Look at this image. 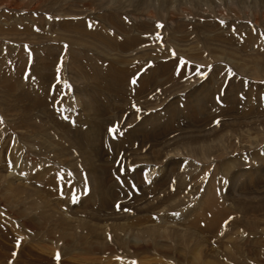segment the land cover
<instances>
[{
	"label": "rangeland",
	"instance_id": "obj_1",
	"mask_svg": "<svg viewBox=\"0 0 264 264\" xmlns=\"http://www.w3.org/2000/svg\"><path fill=\"white\" fill-rule=\"evenodd\" d=\"M0 119V264H264V0H0Z\"/></svg>",
	"mask_w": 264,
	"mask_h": 264
},
{
	"label": "snow or ice",
	"instance_id": "obj_2",
	"mask_svg": "<svg viewBox=\"0 0 264 264\" xmlns=\"http://www.w3.org/2000/svg\"><path fill=\"white\" fill-rule=\"evenodd\" d=\"M157 27H162V25H159V24H158ZM182 64H183V61H182ZM198 74H199V73H198ZM132 83L135 84V83H136V80L133 79ZM69 87H70V86H69ZM133 107H135V105H133ZM137 111H139V109H137ZM2 122H3L2 119H0V123H2ZM117 132H118V128H116V127H111V128H109V135L113 136V138H115V134H116ZM75 200H76V198L74 197V198H73V202H75ZM13 255H15V253H13ZM56 259L59 260V254H57Z\"/></svg>",
	"mask_w": 264,
	"mask_h": 264
},
{
	"label": "bare ground",
	"instance_id": "obj_3",
	"mask_svg": "<svg viewBox=\"0 0 264 264\" xmlns=\"http://www.w3.org/2000/svg\"><path fill=\"white\" fill-rule=\"evenodd\" d=\"M157 246V245H156ZM147 247V246H146ZM150 247V246H149ZM149 249H151V248H149Z\"/></svg>",
	"mask_w": 264,
	"mask_h": 264
}]
</instances>
